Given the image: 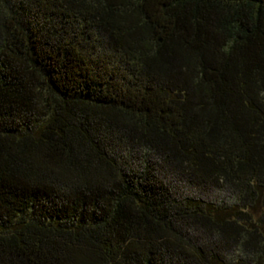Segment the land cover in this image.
<instances>
[{"label": "trees", "instance_id": "16d2710c", "mask_svg": "<svg viewBox=\"0 0 264 264\" xmlns=\"http://www.w3.org/2000/svg\"><path fill=\"white\" fill-rule=\"evenodd\" d=\"M0 264H264V0H0Z\"/></svg>", "mask_w": 264, "mask_h": 264}]
</instances>
